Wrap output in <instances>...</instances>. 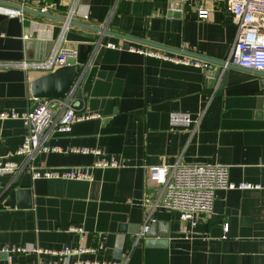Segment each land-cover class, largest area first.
<instances>
[{
  "label": "crops",
  "instance_id": "1",
  "mask_svg": "<svg viewBox=\"0 0 264 264\" xmlns=\"http://www.w3.org/2000/svg\"><path fill=\"white\" fill-rule=\"evenodd\" d=\"M225 3L60 0L54 15L66 17L75 7L74 20L92 26L71 25L64 46H94L71 103L77 114L96 116L75 122L69 132H52L48 144L62 151L37 152L33 162L42 168L89 166L100 156L67 150L99 148L122 166L95 167L91 180L33 179L29 170L0 174V192L8 189L0 204L11 190H25L16 195L14 207L0 209V264L8 263L2 250L12 246L95 250L72 261L264 264V72L224 68L228 80L218 93V83L207 88L204 68L129 50L146 46L137 41L150 42L225 60L237 33ZM201 6L210 10L208 19L198 17ZM174 10L179 14L173 15ZM63 23L28 11L23 20L0 13V64L45 58ZM44 74L0 65V112L32 109L37 99L31 84ZM171 111L188 112L199 118V125L173 126ZM25 133L23 119H0V158L24 162V156L10 153L22 146ZM177 161L226 165L232 181L260 188L217 190L212 215L192 228L177 213L152 209L158 196L152 169ZM148 223L150 232L139 238ZM72 226L83 233H71ZM54 260L45 254L13 256L15 264Z\"/></svg>",
  "mask_w": 264,
  "mask_h": 264
},
{
  "label": "built area",
  "instance_id": "2",
  "mask_svg": "<svg viewBox=\"0 0 264 264\" xmlns=\"http://www.w3.org/2000/svg\"><path fill=\"white\" fill-rule=\"evenodd\" d=\"M22 6L34 7L44 13L54 14L60 8V0H8ZM78 0H76L77 2ZM185 1V0H183ZM226 9L232 13L236 20V39L230 48L225 62L243 68L264 72V0H226ZM0 13L25 19L26 11L22 8L0 4ZM78 13L73 7L66 17L73 19ZM211 12L205 7L198 9L200 19H208ZM84 19L89 15L84 14ZM72 24L63 23L58 42L54 41L49 54L38 60H23L19 63H5L3 66H20L25 69H36L48 74L68 64V59L77 56V48L65 47V32ZM49 30V29H48ZM27 37V36H25ZM108 47L121 48L113 43ZM129 50L139 52L146 56H153L177 64L193 65L198 68H207L210 63L198 58L170 54L166 50L149 46L138 48L130 47ZM82 75V74H81ZM81 76L77 77L72 90L62 99H44L34 109L24 112L16 110L0 112V119L21 118L26 125V133L22 146L11 155L25 157L24 162H17L0 158V174H16L22 170H29L33 179L61 178L69 180H91L92 169L95 167H120L115 158H109L104 150L99 148H69L68 152L91 153L100 156L94 164L89 166H73L67 169L42 168L34 164L33 159L37 152L62 151L59 147H52L48 139L54 131L69 132L77 121L95 117L93 114H77L71 103V97L77 91ZM170 122L176 127H189L199 125V118H194L184 111H171ZM152 177L158 183V196L152 204V209H163L167 212L177 213L180 220L196 228L202 217L212 215L216 191L219 189H251L260 188L259 184L249 182L236 183L229 177V168L222 164H188L181 161L168 166L152 169ZM149 223L143 227L139 238L145 237L150 232ZM227 227H225V231ZM71 233H83L81 228L72 226ZM8 256L7 264L13 263V256L19 254H36L54 256L53 262H35L27 264H123L119 262L100 263L89 260L72 261L74 257L88 255L95 252L93 248L65 247L58 251L43 250L38 247L12 246L2 250Z\"/></svg>",
  "mask_w": 264,
  "mask_h": 264
},
{
  "label": "water",
  "instance_id": "3",
  "mask_svg": "<svg viewBox=\"0 0 264 264\" xmlns=\"http://www.w3.org/2000/svg\"><path fill=\"white\" fill-rule=\"evenodd\" d=\"M0 4L13 6L17 8H22L25 11L35 13L37 15L50 18V19H56L61 22H69L72 25L75 26H81L84 28H91L89 24L78 22L73 19H70L68 17H62L57 16L52 13H44L39 10H33L31 8H28L26 6H22L21 4H17L14 2H10L8 0H0ZM179 12L176 10L173 11V15H178ZM99 32H109L106 29L98 28ZM119 35V34H117ZM126 40L134 41V39H131L128 36H122ZM51 46L50 50L53 46V40L50 41ZM140 44H144L149 47L158 48L162 50H169L165 46H161L158 44H153L150 42H140L137 41ZM128 48V46H127ZM49 50V52H50ZM94 51V46L92 44L87 43H81L77 46V56L72 57L68 59V64L65 66H62L53 72H50L48 74H44L38 78H36L32 84H31V93L33 96L37 99L36 103L32 107L34 109L40 102H43L44 99H62L67 96L68 93L72 90V87L77 79V77H80L83 72V66L87 64L88 60L90 59V54ZM172 52H176L185 56H191L188 53L181 52L180 50H169ZM47 53V55L49 54ZM46 55V56H47ZM194 57V56H191ZM194 58H198L203 61H207L210 63V65L207 68H204V72L207 74V88L212 89L216 83H218V93L223 92V88L227 84L228 80V74L227 72H223L224 68H231L233 64H227L225 60H216L212 58H202L199 56H196ZM7 190H3L0 192V199L7 193ZM25 192L24 189L20 190H11V192L8 195V198L5 202L0 204V209L6 208V207H14V200L16 195H21ZM8 258L7 255H5V260Z\"/></svg>",
  "mask_w": 264,
  "mask_h": 264
}]
</instances>
